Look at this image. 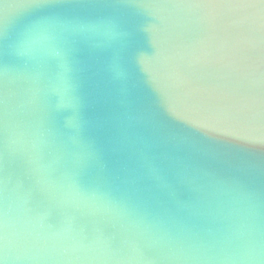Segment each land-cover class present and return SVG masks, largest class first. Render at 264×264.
<instances>
[{
  "label": "water",
  "instance_id": "water-1",
  "mask_svg": "<svg viewBox=\"0 0 264 264\" xmlns=\"http://www.w3.org/2000/svg\"><path fill=\"white\" fill-rule=\"evenodd\" d=\"M222 2L0 0V264H264L263 155L205 102L264 84L210 65Z\"/></svg>",
  "mask_w": 264,
  "mask_h": 264
},
{
  "label": "bare ground",
  "instance_id": "bare-ground-1",
  "mask_svg": "<svg viewBox=\"0 0 264 264\" xmlns=\"http://www.w3.org/2000/svg\"><path fill=\"white\" fill-rule=\"evenodd\" d=\"M227 2H222V10L224 20L229 22L228 34L232 35L233 43L211 58L210 65L218 72L263 65L264 0ZM205 102L224 156L239 166L242 154L253 157L261 154L264 159V84L246 92L214 89L205 96ZM256 138L254 146L252 140Z\"/></svg>",
  "mask_w": 264,
  "mask_h": 264
},
{
  "label": "snow or ice",
  "instance_id": "snow-or-ice-1",
  "mask_svg": "<svg viewBox=\"0 0 264 264\" xmlns=\"http://www.w3.org/2000/svg\"><path fill=\"white\" fill-rule=\"evenodd\" d=\"M20 240H21L22 242H28L29 237L21 236V237H20ZM7 243H8V236H7L6 231H4V232H0V246H6Z\"/></svg>",
  "mask_w": 264,
  "mask_h": 264
}]
</instances>
